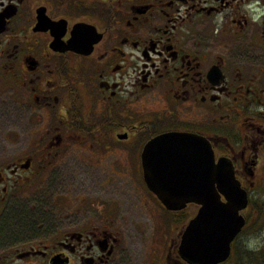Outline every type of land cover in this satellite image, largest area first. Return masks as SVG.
I'll list each match as a JSON object with an SVG mask.
<instances>
[{
    "label": "flooded vegetation",
    "instance_id": "obj_1",
    "mask_svg": "<svg viewBox=\"0 0 264 264\" xmlns=\"http://www.w3.org/2000/svg\"><path fill=\"white\" fill-rule=\"evenodd\" d=\"M0 95L38 131L0 140V264H195L181 246L200 206L169 210L145 181L162 135L231 164L246 227L264 193V0H0ZM76 153L90 174L139 180L128 221L83 199L49 217L33 187ZM243 231L217 264L264 263Z\"/></svg>",
    "mask_w": 264,
    "mask_h": 264
},
{
    "label": "water",
    "instance_id": "obj_2",
    "mask_svg": "<svg viewBox=\"0 0 264 264\" xmlns=\"http://www.w3.org/2000/svg\"><path fill=\"white\" fill-rule=\"evenodd\" d=\"M144 165L148 187L169 210L200 206L183 237L184 258L195 264L226 261L246 226L241 212L249 205L231 164L217 162L211 145L198 136L166 134L148 144Z\"/></svg>",
    "mask_w": 264,
    "mask_h": 264
},
{
    "label": "rangeland",
    "instance_id": "obj_3",
    "mask_svg": "<svg viewBox=\"0 0 264 264\" xmlns=\"http://www.w3.org/2000/svg\"><path fill=\"white\" fill-rule=\"evenodd\" d=\"M5 98L0 95V140L4 138L29 137L31 134H37V130H29L24 127L26 115L14 111L11 105L6 104ZM71 155L67 159L60 161L57 159L51 164L49 174L46 178H41L33 188V194H39L49 208V217L59 218L62 210L66 207L71 208L74 204L83 199L85 201H100L118 203V214L116 219L121 223L127 220L122 211L123 206H138L139 197L142 196L138 184L139 180L135 178L116 177L109 174L101 175V170L105 168L104 163L99 168L91 167L89 170L97 171L90 174L77 156ZM80 156H83L80 155ZM110 167L115 168L119 165L116 160L109 162ZM99 172V174H98ZM121 207V210H120ZM251 209L247 211L249 216V225L245 227L241 243L243 250H258V256H264V193L252 194ZM258 211V212H257ZM119 216V217H118ZM20 217V216H15ZM125 217V218H124ZM128 221V220H127ZM253 243V247H249ZM260 258L253 264H261ZM252 264V263H249ZM264 264V263H262Z\"/></svg>",
    "mask_w": 264,
    "mask_h": 264
},
{
    "label": "clouds",
    "instance_id": "obj_4",
    "mask_svg": "<svg viewBox=\"0 0 264 264\" xmlns=\"http://www.w3.org/2000/svg\"><path fill=\"white\" fill-rule=\"evenodd\" d=\"M250 248L251 247H253L254 246V244L253 243H249V245H248Z\"/></svg>",
    "mask_w": 264,
    "mask_h": 264
}]
</instances>
